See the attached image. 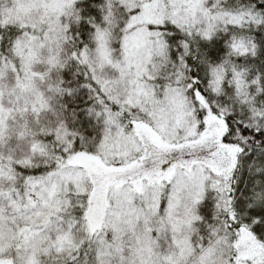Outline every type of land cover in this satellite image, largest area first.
<instances>
[{
    "label": "snow or ice",
    "instance_id": "obj_1",
    "mask_svg": "<svg viewBox=\"0 0 264 264\" xmlns=\"http://www.w3.org/2000/svg\"><path fill=\"white\" fill-rule=\"evenodd\" d=\"M0 264H264V0H0Z\"/></svg>",
    "mask_w": 264,
    "mask_h": 264
}]
</instances>
